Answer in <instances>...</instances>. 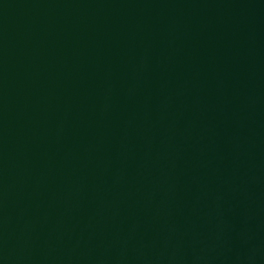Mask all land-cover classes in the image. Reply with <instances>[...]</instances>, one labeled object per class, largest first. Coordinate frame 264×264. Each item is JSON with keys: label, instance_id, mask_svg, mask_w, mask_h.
I'll return each mask as SVG.
<instances>
[{"label": "water", "instance_id": "95a60500", "mask_svg": "<svg viewBox=\"0 0 264 264\" xmlns=\"http://www.w3.org/2000/svg\"><path fill=\"white\" fill-rule=\"evenodd\" d=\"M0 264H264V0H0Z\"/></svg>", "mask_w": 264, "mask_h": 264}]
</instances>
